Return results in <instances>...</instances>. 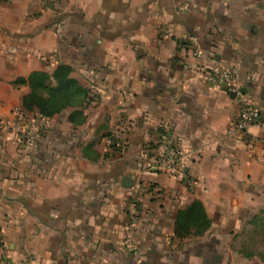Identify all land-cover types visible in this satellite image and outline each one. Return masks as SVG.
I'll use <instances>...</instances> for the list:
<instances>
[{"label": "crops", "instance_id": "0c3cea01", "mask_svg": "<svg viewBox=\"0 0 264 264\" xmlns=\"http://www.w3.org/2000/svg\"><path fill=\"white\" fill-rule=\"evenodd\" d=\"M59 63L89 98L39 118L34 147L0 130V252L15 264H259L221 241L264 197V123L234 124L242 99L264 121V0H0V118L29 92L16 79ZM196 64L228 68L242 96ZM164 132L185 154L172 174L143 165ZM196 200L212 226L179 237L176 211Z\"/></svg>", "mask_w": 264, "mask_h": 264}, {"label": "built area", "instance_id": "2783aa9c", "mask_svg": "<svg viewBox=\"0 0 264 264\" xmlns=\"http://www.w3.org/2000/svg\"><path fill=\"white\" fill-rule=\"evenodd\" d=\"M44 1L47 5L55 0ZM180 9L183 10L185 7L182 5ZM194 55L199 56L200 52L197 51ZM48 60L56 63L58 56L52 54ZM194 68L208 84L224 88L235 97L242 96L241 88L228 68L204 64H196ZM39 118L42 117L37 112L28 111L22 106H16L12 109L8 118H0V130H6L17 135L27 147H34L38 140ZM261 123H264L262 111L252 103L242 99L234 121L235 129L244 134H249V130L253 125ZM112 144V136L106 137L104 146L109 148ZM144 149V169L151 172L175 173L179 170L185 158V154H183L179 144L165 132L161 135L160 141L154 148L148 146ZM0 264H13L4 251L0 252Z\"/></svg>", "mask_w": 264, "mask_h": 264}, {"label": "trees", "instance_id": "16d2710c", "mask_svg": "<svg viewBox=\"0 0 264 264\" xmlns=\"http://www.w3.org/2000/svg\"><path fill=\"white\" fill-rule=\"evenodd\" d=\"M14 83L29 87V92L23 98L22 107L37 112L44 118L53 117L68 107L83 106L89 98V90L74 77L72 66L65 63H59L52 72L34 71L27 78L20 77ZM114 146L113 138L111 147ZM253 219L254 221L249 223L264 234V208ZM211 226L212 220L201 201L196 200L177 210L175 233L179 237L201 235ZM2 245L0 240V248Z\"/></svg>", "mask_w": 264, "mask_h": 264}, {"label": "rangeland", "instance_id": "374dc122", "mask_svg": "<svg viewBox=\"0 0 264 264\" xmlns=\"http://www.w3.org/2000/svg\"><path fill=\"white\" fill-rule=\"evenodd\" d=\"M135 200L138 199L135 198ZM138 202L141 203L142 201L139 199ZM249 204L250 206L245 208L247 209L246 210L247 216L243 222L226 224L225 227L223 228L224 231L221 228H218L223 232H227V236L224 237L221 243L223 248L227 247V249L230 248L232 250H235L238 253L237 254L238 257L241 256L244 258H252L254 263L264 264V240H263L264 234L261 233L259 228H256L252 223H249L250 221H254L253 217L254 216L256 217L259 214V212L262 210V208H264V197L255 196L254 198H252V201L249 202ZM135 205H136L135 207H137L138 203L137 204L135 203ZM127 244H128L127 249L134 250L136 248V245L133 240L128 241ZM237 256L236 259L238 258ZM13 264H15V262Z\"/></svg>", "mask_w": 264, "mask_h": 264}, {"label": "water", "instance_id": "95a60500", "mask_svg": "<svg viewBox=\"0 0 264 264\" xmlns=\"http://www.w3.org/2000/svg\"><path fill=\"white\" fill-rule=\"evenodd\" d=\"M132 185V179L130 177H125L123 180V187L130 188Z\"/></svg>", "mask_w": 264, "mask_h": 264}]
</instances>
